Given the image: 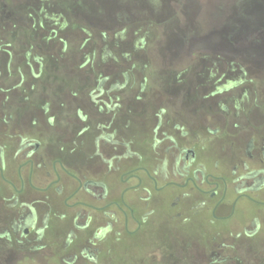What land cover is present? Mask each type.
<instances>
[{
	"label": "flooded vegetation",
	"instance_id": "obj_1",
	"mask_svg": "<svg viewBox=\"0 0 264 264\" xmlns=\"http://www.w3.org/2000/svg\"><path fill=\"white\" fill-rule=\"evenodd\" d=\"M157 8L0 0V264H99L166 188L148 264H264V58L242 36L236 53L161 48ZM47 68L76 85L45 86Z\"/></svg>",
	"mask_w": 264,
	"mask_h": 264
},
{
	"label": "rangeland",
	"instance_id": "obj_2",
	"mask_svg": "<svg viewBox=\"0 0 264 264\" xmlns=\"http://www.w3.org/2000/svg\"><path fill=\"white\" fill-rule=\"evenodd\" d=\"M140 2L158 7L155 14L149 12L150 16H147L153 18L147 19L155 21L153 36L156 42L161 44L159 45L161 48L167 37L171 42L174 39L188 41L192 39L196 44L213 48L219 53H236L239 51L237 48L239 45H234L233 39L242 36L247 37V40L241 43V47H247L246 52L250 53L251 58H264V0H177L170 3H167V0H140ZM169 4L173 6L172 9L167 8ZM19 40L25 41L23 34ZM245 43L248 44L242 45ZM154 53L155 51L151 50L152 56ZM150 72L152 75L155 73L153 69ZM43 75V84L53 89L59 87L73 89L76 85L72 78L53 68H47ZM133 126L140 135L146 134V126L141 125L139 120L133 121ZM169 190L166 188L156 195L154 204L158 209L155 217L137 235L119 242L108 240L99 255V264H148L147 251L162 246L169 239L167 212L162 207ZM160 217L163 220L159 222ZM205 218L203 215L198 220L190 222L197 227V230L190 227L192 233H197L195 237L201 238L208 230ZM51 257L46 264H59L57 257Z\"/></svg>",
	"mask_w": 264,
	"mask_h": 264
}]
</instances>
